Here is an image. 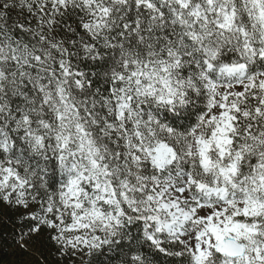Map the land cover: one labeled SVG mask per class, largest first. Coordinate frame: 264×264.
Returning <instances> with one entry per match:
<instances>
[{
  "label": "snow or ice",
  "instance_id": "obj_1",
  "mask_svg": "<svg viewBox=\"0 0 264 264\" xmlns=\"http://www.w3.org/2000/svg\"><path fill=\"white\" fill-rule=\"evenodd\" d=\"M114 3L78 0L69 6L66 0H38L18 10L16 0L0 2V63L20 77L13 91L0 93V116H5L7 108V116L0 120V243H7L10 236V246L24 254L38 253L43 264H113L114 260L121 264H264V151L251 155L254 143L264 149V71L257 69V65L264 69V47L257 49L245 42L242 49L227 54L224 49H204L192 56L186 52L176 61L177 65L189 61L187 67H179L189 83L192 72L208 70L201 72L203 83L197 81L198 87L189 92L203 106L184 117L165 113L170 125L157 122L162 134L175 139L158 145L171 157L159 175L156 168L160 166L153 168V187L159 192L163 180L167 190L156 199L149 193L145 208L125 205L116 214L82 211L76 200L64 199L66 177L58 178L55 160L51 174L46 167L33 171V158L23 140L30 128L48 116L42 90L25 79L24 73L40 71L44 59L40 53L50 49L56 56V73L63 74L74 88H86L85 96L111 102L115 108L129 66L125 60L116 68L120 79L102 77V73L115 67L114 57L122 48L136 45L139 49L145 39L150 41L147 22L156 19L158 10L161 18L165 15L155 0H133L131 5L123 0L122 7L109 6ZM164 35L171 40L167 32ZM157 39H163L159 33ZM22 49L33 50L26 63H21L23 56H17ZM257 56L249 67L247 61ZM134 99L129 97L130 102ZM131 126L128 122L124 131ZM193 135L198 155L207 145L204 156H216L233 170L221 168L228 175L202 181L200 166H195L194 174L187 162L192 158L190 144L183 153L177 147ZM218 140L227 143L217 156ZM154 151H149L137 131L131 152H117V157L123 160L127 155L141 162L142 153L151 157ZM142 166L147 172L150 165L143 161ZM129 253L139 254L130 261Z\"/></svg>",
  "mask_w": 264,
  "mask_h": 264
},
{
  "label": "clouds",
  "instance_id": "obj_2",
  "mask_svg": "<svg viewBox=\"0 0 264 264\" xmlns=\"http://www.w3.org/2000/svg\"><path fill=\"white\" fill-rule=\"evenodd\" d=\"M12 2L13 0H9V3ZM37 2L38 0H16L17 9L19 10L20 5ZM43 2L44 0H39V3ZM77 2L78 0H66L69 6ZM155 2L164 10L165 15L161 18L158 10L156 19L147 22L152 39H145L140 43L139 49L136 45L122 48L120 54L114 57L115 67L102 73V77L114 76L120 79L116 68L121 67L125 60L129 66L122 77L123 92H117L115 108L111 102L101 103L92 95L85 96L86 88H74L63 74L56 73L53 67L56 56L50 49L40 53L44 57L40 63V71L27 70L24 73L25 79L30 78L35 88L42 90L47 106L44 115L48 116L47 121L30 128L23 140L29 157L33 158V171L46 167L47 173L51 174L55 160L58 178L66 177L64 199L76 200L82 211L116 214L125 205L145 208L149 193L156 199L167 190L161 180L157 192L153 187L155 181L151 173L157 165L160 166L156 168L157 175L167 167L171 153L158 145L171 144L175 137L162 134L157 122L164 121L170 125L171 120L165 119V113L168 117H184L202 107L198 96L189 95V92L198 87L197 81L199 84L203 83L200 79L201 72L208 71L197 69L192 72L193 80L189 83L179 73V67H187L189 61L177 65V60L186 52L192 56L204 49L213 52L224 49L227 54L236 48L242 49L245 42H251L257 49L264 47V0ZM132 3L133 0H127L128 5ZM109 6L122 7L123 0H115ZM165 32L171 40L165 37ZM157 33L163 39H157ZM63 47V43H60L61 51ZM4 52V59H7V47ZM32 54V49H22L17 56H23L21 63H26ZM258 59L259 56L248 60L249 67ZM190 62L195 64L196 60L192 59ZM64 63L67 64V60ZM257 69L264 71L258 65ZM215 74L220 76L219 66L216 67ZM19 82L20 77L9 71L7 65L0 63V93L5 89L13 91ZM83 83L87 85L86 80ZM130 96L135 98L131 102ZM168 100H172V104L167 103ZM132 104L136 107L133 108ZM3 111L7 116L6 107ZM113 115L115 119H110ZM5 116H0V120H4ZM128 122L132 126L125 132L124 127ZM180 123L184 121L181 119ZM261 125L264 127V119H261ZM18 127L27 126L19 124ZM260 130L255 129L257 132ZM137 131L149 151L155 149L153 155L150 157L147 153H142L141 162L132 160L127 155L123 160L119 159L117 152H131ZM195 139L193 135L187 144L181 142L177 147L183 153L190 144L192 158L187 162L193 165L194 174L195 166H200L202 181L207 182L205 178H210L214 182L216 178L228 175L227 172L222 173L221 168L233 170L216 156H204L208 151L207 145L199 149L198 155ZM11 143L9 140V147ZM216 143L218 156L227 142L218 140ZM261 151L264 149L254 143L251 155L260 156ZM179 159L183 160L184 156L181 154ZM224 159H228L227 155ZM143 161L150 165L147 172L142 166ZM29 179H33L31 173ZM137 254L139 253H129L128 259L131 261V256ZM145 255L151 260L150 255ZM113 264L121 262L114 260Z\"/></svg>",
  "mask_w": 264,
  "mask_h": 264
},
{
  "label": "trees",
  "instance_id": "obj_3",
  "mask_svg": "<svg viewBox=\"0 0 264 264\" xmlns=\"http://www.w3.org/2000/svg\"><path fill=\"white\" fill-rule=\"evenodd\" d=\"M6 239L7 243H0V264H37L38 261L43 264L38 253L24 254L17 247L10 246V236H7Z\"/></svg>",
  "mask_w": 264,
  "mask_h": 264
}]
</instances>
